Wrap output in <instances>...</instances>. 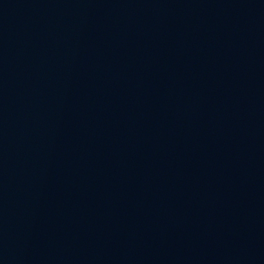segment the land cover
I'll return each mask as SVG.
<instances>
[{
	"label": "water",
	"instance_id": "1",
	"mask_svg": "<svg viewBox=\"0 0 264 264\" xmlns=\"http://www.w3.org/2000/svg\"><path fill=\"white\" fill-rule=\"evenodd\" d=\"M0 264H264V0H0Z\"/></svg>",
	"mask_w": 264,
	"mask_h": 264
}]
</instances>
